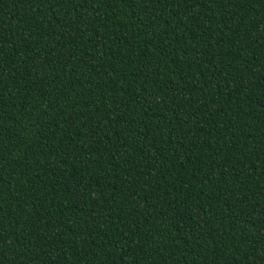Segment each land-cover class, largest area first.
I'll list each match as a JSON object with an SVG mask.
<instances>
[{"label": "trees", "instance_id": "obj_1", "mask_svg": "<svg viewBox=\"0 0 264 264\" xmlns=\"http://www.w3.org/2000/svg\"><path fill=\"white\" fill-rule=\"evenodd\" d=\"M0 264H264V0H0Z\"/></svg>", "mask_w": 264, "mask_h": 264}]
</instances>
